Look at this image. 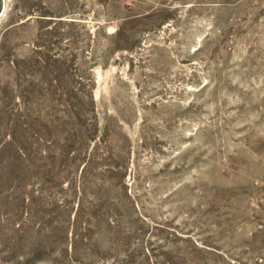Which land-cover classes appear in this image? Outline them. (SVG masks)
<instances>
[{
    "label": "rangeland",
    "instance_id": "obj_1",
    "mask_svg": "<svg viewBox=\"0 0 264 264\" xmlns=\"http://www.w3.org/2000/svg\"><path fill=\"white\" fill-rule=\"evenodd\" d=\"M0 264H264V0H2Z\"/></svg>",
    "mask_w": 264,
    "mask_h": 264
},
{
    "label": "water",
    "instance_id": "obj_2",
    "mask_svg": "<svg viewBox=\"0 0 264 264\" xmlns=\"http://www.w3.org/2000/svg\"><path fill=\"white\" fill-rule=\"evenodd\" d=\"M2 10H3V1L0 0V14L2 13Z\"/></svg>",
    "mask_w": 264,
    "mask_h": 264
}]
</instances>
